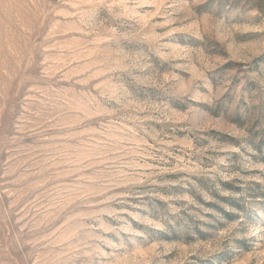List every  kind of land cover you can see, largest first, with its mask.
I'll use <instances>...</instances> for the list:
<instances>
[{
  "label": "rangeland",
  "instance_id": "1",
  "mask_svg": "<svg viewBox=\"0 0 264 264\" xmlns=\"http://www.w3.org/2000/svg\"><path fill=\"white\" fill-rule=\"evenodd\" d=\"M0 264H264V0H0Z\"/></svg>",
  "mask_w": 264,
  "mask_h": 264
}]
</instances>
